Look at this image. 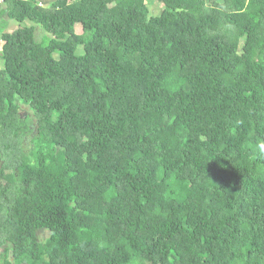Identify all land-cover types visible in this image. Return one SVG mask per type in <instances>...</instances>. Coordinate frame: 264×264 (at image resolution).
<instances>
[{
  "label": "trees",
  "instance_id": "16d2710c",
  "mask_svg": "<svg viewBox=\"0 0 264 264\" xmlns=\"http://www.w3.org/2000/svg\"><path fill=\"white\" fill-rule=\"evenodd\" d=\"M5 2L0 264H264V0Z\"/></svg>",
  "mask_w": 264,
  "mask_h": 264
},
{
  "label": "crops",
  "instance_id": "0c3cea01",
  "mask_svg": "<svg viewBox=\"0 0 264 264\" xmlns=\"http://www.w3.org/2000/svg\"><path fill=\"white\" fill-rule=\"evenodd\" d=\"M39 5L46 7L52 0H37ZM19 23L9 16V3L5 2L0 9V31L1 34L12 33L18 29ZM2 41H0V49H2Z\"/></svg>",
  "mask_w": 264,
  "mask_h": 264
},
{
  "label": "rangeland",
  "instance_id": "374dc122",
  "mask_svg": "<svg viewBox=\"0 0 264 264\" xmlns=\"http://www.w3.org/2000/svg\"><path fill=\"white\" fill-rule=\"evenodd\" d=\"M149 5V9L152 11H154L155 9H161V6L158 4V2H150L148 3ZM79 30H80V26H79ZM0 34H1V31H0ZM43 35V32L41 29L38 28V31H37V38L40 39L41 36ZM0 52H1V49H0ZM2 60H1V55H0V67L2 66ZM154 91H155V88H153L151 90V92L149 93L148 97H149V101H151L152 99V95L154 94ZM22 117H25L27 115H31V112L29 111V108L27 106H22V110L20 111ZM39 237H40V240H44V238L47 237V234L46 232H40L39 233ZM0 253H1V249H0ZM29 264H49L47 258L43 257V258H37L34 256V259L31 261V263Z\"/></svg>",
  "mask_w": 264,
  "mask_h": 264
},
{
  "label": "built area",
  "instance_id": "2783aa9c",
  "mask_svg": "<svg viewBox=\"0 0 264 264\" xmlns=\"http://www.w3.org/2000/svg\"><path fill=\"white\" fill-rule=\"evenodd\" d=\"M5 0H0V9L2 8V6L4 5Z\"/></svg>",
  "mask_w": 264,
  "mask_h": 264
}]
</instances>
